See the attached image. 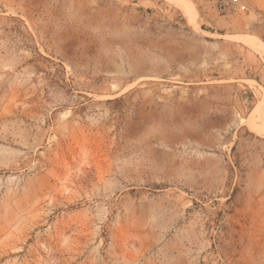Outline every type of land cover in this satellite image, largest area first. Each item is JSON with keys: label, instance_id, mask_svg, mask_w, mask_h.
<instances>
[{"label": "rangeland", "instance_id": "374dc122", "mask_svg": "<svg viewBox=\"0 0 264 264\" xmlns=\"http://www.w3.org/2000/svg\"><path fill=\"white\" fill-rule=\"evenodd\" d=\"M0 0V264H264V0Z\"/></svg>", "mask_w": 264, "mask_h": 264}, {"label": "bare ground", "instance_id": "6f19581e", "mask_svg": "<svg viewBox=\"0 0 264 264\" xmlns=\"http://www.w3.org/2000/svg\"><path fill=\"white\" fill-rule=\"evenodd\" d=\"M171 2L176 3V5L182 6L186 10L185 1L184 0H170Z\"/></svg>", "mask_w": 264, "mask_h": 264}]
</instances>
